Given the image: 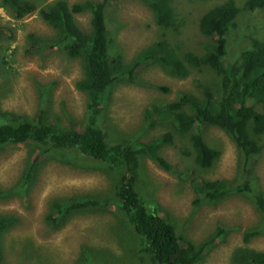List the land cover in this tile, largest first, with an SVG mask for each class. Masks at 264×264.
Returning a JSON list of instances; mask_svg holds the SVG:
<instances>
[{"label":"rangeland","instance_id":"rangeland-1","mask_svg":"<svg viewBox=\"0 0 264 264\" xmlns=\"http://www.w3.org/2000/svg\"><path fill=\"white\" fill-rule=\"evenodd\" d=\"M33 1L36 9L21 19L7 11L0 14V107L29 119L44 111L56 126L78 130L85 120L86 95L74 83L84 75V60L68 56L58 46L30 45L29 33L42 39L55 32L38 12L52 0ZM222 1L173 0L175 11L184 20L179 31L157 25L142 0L112 1L105 18L111 38L109 55L118 52L130 61L143 47L160 39L178 44L180 53L201 54L215 37L201 34L198 19ZM234 2L239 13L237 25L228 32L234 43L232 52L251 37L264 41V7L250 10L245 0ZM75 20L82 30L90 29L87 11L75 14ZM135 73L134 81L116 82L102 105L104 140L109 144L150 140L171 131L172 143L159 149L171 170L163 169L150 156L140 157L135 186L148 207L160 210L179 237L205 245L193 264H258L241 254L264 252V216L253 200L254 194L264 196V134H253L261 149L245 157L226 130L203 125L204 142L218 153L210 166L199 167L189 133L177 132L156 116L157 122L152 124L146 111L182 92L199 93L204 87H213L216 74L208 66H190L187 76L176 77L157 64L143 65ZM40 147L26 141L0 148V216L12 218L0 233L6 264H157L148 253L139 251L138 234L116 206L115 188L122 165L79 158L55 148L41 153ZM201 178L225 179L234 189L221 198L206 200L192 183ZM88 199L108 203L70 206L62 213L56 207ZM255 230L244 241L245 232Z\"/></svg>","mask_w":264,"mask_h":264},{"label":"trees","instance_id":"trees-1","mask_svg":"<svg viewBox=\"0 0 264 264\" xmlns=\"http://www.w3.org/2000/svg\"><path fill=\"white\" fill-rule=\"evenodd\" d=\"M116 0H83L68 2L52 0L38 9L40 16L54 29L49 38H37L28 34L31 46L42 43L44 47L58 46L72 58L82 57L84 75L74 86L86 95V115L80 129L56 126L46 119V113L33 118L16 116L0 107V148L11 143L32 141L41 146V153L50 149L74 153L124 168L120 182L115 188L116 206L138 234L139 251L148 253L157 264H193L203 254L205 245H197L179 237L173 225L157 208L150 209L146 198L140 194L135 183L140 157L150 156L160 167L171 170L172 165L160 154L159 149L171 144L172 132L167 131L150 140L115 142L104 140L100 115L102 105L110 97L113 85L128 79L134 81L135 73L146 64H157L165 72L176 77H185L189 67L208 66L215 74L213 87H204L199 93L182 92L177 98L163 104H152L146 111L151 123L155 116L162 122L172 124L180 133H189L194 152V161L199 167L210 166L217 151L206 145L201 128L213 125L226 130L243 151L245 157L257 154L261 145L253 134H264V41L251 37L245 46L232 52L234 45L228 34L237 25L239 7L235 0H224L212 6L198 19L199 31L215 37L211 44L204 45V52L196 54L187 50L178 52V44L160 39L143 47L130 60L121 53L109 55L111 38L106 27V7ZM152 12L157 25L179 31L184 24L181 15L173 7V0H142ZM247 9L264 7V0H245ZM0 6L11 17L21 19L36 9L33 0H0ZM88 12L90 29L84 31L75 20V14ZM241 35L245 32L241 31ZM36 38V39H35ZM166 90V87L162 86ZM260 106L262 109L257 108ZM195 192L206 200H215L227 195L234 187L225 179H193ZM238 187V186H236ZM247 189L249 187L246 186ZM241 189V188H240ZM1 191V189H0ZM254 203L264 216V196L253 195ZM100 200H84L71 205H56L58 211L68 207L107 205ZM63 216V215H62ZM12 218L0 216V233L11 223ZM255 231H247L244 241ZM251 262L264 264V252L251 251L241 254ZM0 264H6L0 242Z\"/></svg>","mask_w":264,"mask_h":264},{"label":"built area","instance_id":"built-area-1","mask_svg":"<svg viewBox=\"0 0 264 264\" xmlns=\"http://www.w3.org/2000/svg\"><path fill=\"white\" fill-rule=\"evenodd\" d=\"M2 12H5V11L2 9V7H0V14H1V15H3Z\"/></svg>","mask_w":264,"mask_h":264},{"label":"clouds","instance_id":"clouds-1","mask_svg":"<svg viewBox=\"0 0 264 264\" xmlns=\"http://www.w3.org/2000/svg\"><path fill=\"white\" fill-rule=\"evenodd\" d=\"M1 7V6H0ZM3 9V8H2ZM4 10V9H3ZM4 11H6V10H4Z\"/></svg>","mask_w":264,"mask_h":264},{"label":"bare ground","instance_id":"bare-ground-1","mask_svg":"<svg viewBox=\"0 0 264 264\" xmlns=\"http://www.w3.org/2000/svg\"><path fill=\"white\" fill-rule=\"evenodd\" d=\"M24 22V21H23Z\"/></svg>","mask_w":264,"mask_h":264}]
</instances>
